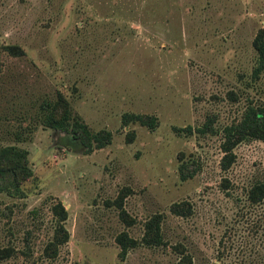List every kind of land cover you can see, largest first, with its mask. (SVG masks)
Wrapping results in <instances>:
<instances>
[{
	"label": "rangeland",
	"instance_id": "obj_1",
	"mask_svg": "<svg viewBox=\"0 0 264 264\" xmlns=\"http://www.w3.org/2000/svg\"><path fill=\"white\" fill-rule=\"evenodd\" d=\"M263 26L264 0H0V145L24 149L31 172L0 178V264H176L181 247L190 264H264V198L246 197L264 180V139L219 166L222 127L264 101L251 44ZM53 108L64 129L47 124ZM56 200L67 238L51 252ZM181 200L188 214L169 209ZM153 214L161 242L146 244ZM121 231L136 239L123 258Z\"/></svg>",
	"mask_w": 264,
	"mask_h": 264
},
{
	"label": "trees",
	"instance_id": "obj_2",
	"mask_svg": "<svg viewBox=\"0 0 264 264\" xmlns=\"http://www.w3.org/2000/svg\"><path fill=\"white\" fill-rule=\"evenodd\" d=\"M251 44L256 51V61L252 68V74L256 76L259 72H264V26L257 29L251 39ZM59 108V107H58ZM57 110H61L62 108ZM53 111V112H52ZM46 116V122L49 126L58 129H64L67 122L66 112L60 111L58 113L55 108ZM129 120H137L139 123L147 127H153L155 124V117L153 115H142L136 113H123L121 121L123 123ZM72 127V136L88 140V132L84 124L79 121H74ZM187 129L190 127L187 126ZM199 131L209 130L210 126L204 122L200 127H196ZM77 132V133H76ZM221 157L219 159V166L222 170L228 168L234 159L233 146L245 138L264 139V101L258 104H248L241 117L236 121L226 124L221 129ZM75 134V135H74ZM84 134L86 136H84ZM92 139L95 140L97 147L103 146L110 140V131L101 130L93 134ZM86 145L89 147L90 142ZM25 150L18 148L15 145H0V178H9L12 185L18 186L20 181L31 174L30 169L26 165ZM183 161L179 165V177L181 179L192 173H184ZM126 193L124 191L117 194L114 203L118 208V215L122 221L130 223L131 219L128 217L122 206V199ZM246 197L250 202H259L264 198V180L252 183L246 192ZM52 213L56 216V225L53 229L52 239L48 245L51 252L55 251L57 244L63 242L67 238V231L63 226V220L66 217V210L60 200H56L50 206ZM169 209L180 215H185L190 212V207L185 201H174L170 204ZM144 231L140 237V241L146 244H156L161 242L159 229V215L153 214L144 221ZM116 242L119 244L118 256L123 258L128 247L136 243V239L128 236L126 232L121 231L115 236ZM48 247V246H47ZM175 248H178L175 246ZM182 248V247H181ZM181 248L177 249L181 255L176 261V264H190V256L183 252ZM10 254L9 247H0V258H4Z\"/></svg>",
	"mask_w": 264,
	"mask_h": 264
}]
</instances>
